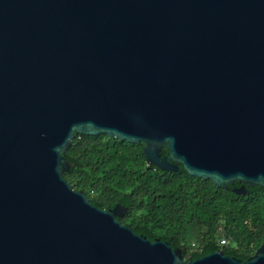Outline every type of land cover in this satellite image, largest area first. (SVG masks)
<instances>
[{"label": "water", "instance_id": "95a60500", "mask_svg": "<svg viewBox=\"0 0 264 264\" xmlns=\"http://www.w3.org/2000/svg\"><path fill=\"white\" fill-rule=\"evenodd\" d=\"M78 134L264 189V0H0V264H264L185 259L95 206L63 176Z\"/></svg>", "mask_w": 264, "mask_h": 264}, {"label": "trees", "instance_id": "16d2710c", "mask_svg": "<svg viewBox=\"0 0 264 264\" xmlns=\"http://www.w3.org/2000/svg\"><path fill=\"white\" fill-rule=\"evenodd\" d=\"M144 147L106 134H78L65 153L70 170L63 176L95 206H126L123 224L180 248L185 259L222 249L247 260L264 244V189L247 186L241 195L233 191L239 183L217 186L182 165L177 172L162 170L147 164Z\"/></svg>", "mask_w": 264, "mask_h": 264}, {"label": "built area", "instance_id": "2783aa9c", "mask_svg": "<svg viewBox=\"0 0 264 264\" xmlns=\"http://www.w3.org/2000/svg\"><path fill=\"white\" fill-rule=\"evenodd\" d=\"M225 243H226V241H225V240H222V241H221V244H222V245H223V244H225Z\"/></svg>", "mask_w": 264, "mask_h": 264}]
</instances>
